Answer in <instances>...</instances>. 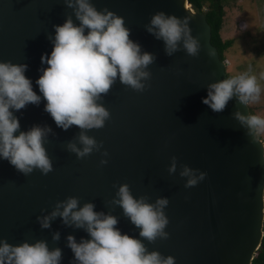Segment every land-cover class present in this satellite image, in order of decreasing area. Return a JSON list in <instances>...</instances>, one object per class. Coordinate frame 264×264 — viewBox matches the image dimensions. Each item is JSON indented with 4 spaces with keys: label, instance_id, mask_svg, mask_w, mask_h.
<instances>
[{
    "label": "water",
    "instance_id": "1",
    "mask_svg": "<svg viewBox=\"0 0 264 264\" xmlns=\"http://www.w3.org/2000/svg\"><path fill=\"white\" fill-rule=\"evenodd\" d=\"M91 2L97 10L122 17L130 39L154 56L146 69L150 78L141 81L143 91H136L117 77L102 95L100 103L110 117L102 128L85 134L103 146L86 158L67 150L69 143L81 147V130L57 127L44 111L45 101L14 113L20 131L34 125L51 129L44 147L52 171L44 175L34 170L25 176L0 160V239L11 245L46 241L50 250H62L61 264H77L67 237L88 239L85 230L65 225L60 217L48 229L37 221L74 197L78 207L92 203L95 211L115 216L122 234L143 240L148 251L171 256L175 264H252L264 237V143L235 115H251L248 103L234 96L217 113L202 102L209 85L228 79L205 15L194 12L188 0ZM158 11L191 18L190 34L200 45L196 56L182 42L169 56L163 40L146 31ZM69 17L79 24L66 0H0V62L27 64L25 75L37 94L35 81L47 67L41 56L53 48V26ZM173 158L176 171L169 173ZM102 159L108 160L104 166ZM185 165L197 176L205 173L204 179L185 187L188 178L180 175ZM123 184L149 203L168 200L166 239L148 242L139 237V229L112 202ZM57 232L60 238L54 241Z\"/></svg>",
    "mask_w": 264,
    "mask_h": 264
},
{
    "label": "clouds",
    "instance_id": "2",
    "mask_svg": "<svg viewBox=\"0 0 264 264\" xmlns=\"http://www.w3.org/2000/svg\"><path fill=\"white\" fill-rule=\"evenodd\" d=\"M66 4L73 9L79 24H74L69 17L62 25L53 26L52 51L41 56V64L47 67L40 70L42 74L35 81L39 94L25 75L27 64L0 62V160L8 161L25 176L34 170L44 175L52 171V162L44 147L51 129L34 125L28 131H20L15 112L45 101L44 111L57 127L67 130L77 126L81 130L78 138L81 147L69 143L67 150L75 153L78 159L86 158L103 146L85 134L86 130L102 128L110 117L100 103L102 95L109 92L117 77L136 91H143L145 84L141 81L150 78L146 69L153 63L154 56L142 52L139 43L130 39V29L122 17L107 9L97 10L91 0H66ZM190 19L158 11L145 28L156 39L163 40L167 55L176 52L182 42L186 52L196 56L200 45L190 34ZM223 62L227 68L229 62ZM260 92L256 76L241 74L209 85L207 97L202 102L219 113L234 96L247 104L258 100ZM235 115L250 131L256 130L257 135L264 130V118L239 112ZM102 155L106 157L108 153ZM107 163V159L100 161L101 166ZM175 171L173 158L169 173ZM180 175L188 178L185 187H192L206 174L197 176L195 170L185 165ZM112 202L121 207L124 215L139 229V237L148 242L168 237L165 228L169 221L164 213L168 205L166 198L149 203L145 197L135 198L129 186L123 184ZM78 205L77 198L69 197L57 203L49 215L37 217L42 229H48L51 221L60 217L65 225L85 230L88 239L81 238L77 242L75 237H67V246L77 264H175L171 256L148 251L143 240L122 234L115 216L95 211L92 203ZM59 238L58 232L53 235L54 241ZM61 260L62 250H50L46 241L11 245L0 239V264H61Z\"/></svg>",
    "mask_w": 264,
    "mask_h": 264
},
{
    "label": "rangeland",
    "instance_id": "3",
    "mask_svg": "<svg viewBox=\"0 0 264 264\" xmlns=\"http://www.w3.org/2000/svg\"><path fill=\"white\" fill-rule=\"evenodd\" d=\"M223 12L220 37L232 41L226 53L228 78L241 74L257 77L259 99L248 105L252 115L264 118V0H225Z\"/></svg>",
    "mask_w": 264,
    "mask_h": 264
},
{
    "label": "trees",
    "instance_id": "4",
    "mask_svg": "<svg viewBox=\"0 0 264 264\" xmlns=\"http://www.w3.org/2000/svg\"><path fill=\"white\" fill-rule=\"evenodd\" d=\"M188 1L192 9L196 13H203L205 15L208 24L211 26V43L214 47H216L221 61H225L227 50L232 46L231 40L223 41L220 37L222 17L224 16L223 5L225 3V0H188ZM228 75L229 74H227V77ZM250 114L252 115V113ZM261 132L264 133L263 130ZM258 137L260 138L259 133H258ZM252 264H264V237L261 246L252 261Z\"/></svg>",
    "mask_w": 264,
    "mask_h": 264
}]
</instances>
